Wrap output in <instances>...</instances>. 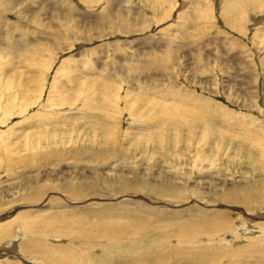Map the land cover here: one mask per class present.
<instances>
[{
    "label": "rangeland",
    "instance_id": "obj_1",
    "mask_svg": "<svg viewBox=\"0 0 264 264\" xmlns=\"http://www.w3.org/2000/svg\"><path fill=\"white\" fill-rule=\"evenodd\" d=\"M252 1L0 0V264H264Z\"/></svg>",
    "mask_w": 264,
    "mask_h": 264
},
{
    "label": "bare ground",
    "instance_id": "obj_2",
    "mask_svg": "<svg viewBox=\"0 0 264 264\" xmlns=\"http://www.w3.org/2000/svg\"><path fill=\"white\" fill-rule=\"evenodd\" d=\"M233 1H236V0H233ZM250 1V0H249ZM254 1V0H253ZM252 1V2H253ZM234 3H236V2H234ZM254 3V2H253ZM232 4H233V2H232ZM235 6H237V5H235ZM262 7H264V6H262ZM233 8H236V7H233ZM232 9V8H231ZM233 11V10H232ZM234 12V11H233ZM244 13V12H243ZM233 18V17H232ZM167 113H169V111H160L159 113H158V115L160 116V117H162V118H167L166 117V115H168ZM237 196V195H236ZM227 198L230 200V199H232V198H234V196H227ZM58 218L59 217H57V218H53V219H51L50 220V222L51 223H56V222H59L60 220H58ZM65 221H66V219H65ZM50 223V224H51ZM197 225V226H196ZM196 225H193V226H191L190 228L192 229V228H196V230L197 229H199V228H202V227H204V226H202V224L200 225V223H196ZM206 226V225H205ZM128 227H130L131 228V226H125V225H123V226H112V227H110V230H111V232H113V234H115V233H117V232H120V233H129V234H131L130 233V230L131 229H128ZM7 228H5L4 230H6ZM133 229V228H132ZM55 230V229H54ZM67 231L66 230H64V232H60L61 234H59V235H64V233H66ZM52 233V232H51ZM197 233V232H196ZM47 234H50V233H48L47 231L45 232V234L44 235H47ZM57 234H58V232H57ZM81 234V233H80ZM2 235V231H0V236ZM50 235H52V234H50ZM49 235V236H50ZM56 235V234H55ZM194 235V234H193ZM193 235H190L191 237H193ZM57 236V235H56ZM79 236H81V237H84V235L82 234V235H79ZM189 235H187L186 234V236H184V238H188V237H190ZM44 245V246H43ZM43 246V247H42ZM42 247V248H41ZM48 246H46V244L43 242V240H40V239H38V241L36 242V241H26V242H23L22 244H21V249H22V251H23V254L26 256V258L28 257V255L29 256H40L41 258H43V259H45V260H52V259H50L51 257L52 258H57V263L58 264H65L66 262H67V264H73V263H71L70 262V259H69V261H63L62 259L64 258V256L65 255H67L68 256V252H66V251H64V252H57V251H61L62 249H58L56 252L58 253V255H57V253H54L53 251H55V248H57V247H54V248H52V246H50L49 248H47ZM61 248V247H60ZM45 250H47V251H45ZM70 254V253H69ZM72 254V253H71ZM192 254H193V256H194V258H199L200 256L202 257L203 255H199V254H197V253H195L194 251L192 252ZM70 256V255H69ZM189 256H190V254H189ZM72 258H71V260H74L75 258V255L74 256H71ZM201 257L199 258V259H201ZM203 259H204V257H202ZM198 259V260H199ZM42 260V259H41ZM199 262V261H198ZM201 263V262H200Z\"/></svg>",
    "mask_w": 264,
    "mask_h": 264
}]
</instances>
